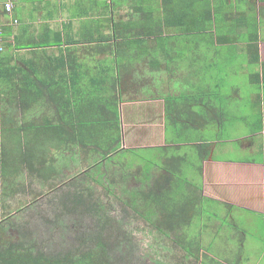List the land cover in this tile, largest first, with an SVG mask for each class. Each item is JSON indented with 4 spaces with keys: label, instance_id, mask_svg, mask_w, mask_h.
I'll return each instance as SVG.
<instances>
[{
    "label": "crops",
    "instance_id": "crops-1",
    "mask_svg": "<svg viewBox=\"0 0 264 264\" xmlns=\"http://www.w3.org/2000/svg\"><path fill=\"white\" fill-rule=\"evenodd\" d=\"M10 1L14 5L12 13L6 14L3 11L6 15L0 16L3 36L7 41H14L15 37H19L23 47L13 54L14 58L20 54L19 63L26 72L36 69L42 75L49 73L62 82L58 84L59 90L69 86V92H85L84 99L87 98V92L94 88L91 85L93 76L99 74L103 81L110 64L115 82L112 85L101 84L99 89L107 93L114 92L119 99L122 147L147 148L180 143L193 157L205 154L200 174L202 195L218 202L224 208L223 215L227 213L228 217L231 212H242L247 222L252 223L253 219L256 220L253 216L264 215V94L260 92L261 99L257 93L251 98L256 107V115L250 122L249 135L239 138V149L245 155L243 158H215L220 139H211L207 134V130L211 129L218 132L217 135L221 134L223 121L229 119L230 122L231 118H236L233 114V102L237 100L234 97L232 100L222 99L227 97L223 93L224 85L221 80L226 74L220 75L222 70L227 69V72L234 66L227 65L223 69L217 59L230 62L238 57L235 54L241 53L248 61L255 54L254 51H248L247 44L254 31L252 26L257 28L258 34L262 35L264 32V0H213L217 13V21L212 29L215 37H207L206 42L197 38L194 47L196 52L200 49L205 52L212 49L216 55L207 60L206 67L194 62L189 70L174 63L176 58L184 55V51L175 52L177 47L173 45L170 46L169 55L161 51L170 45L171 40L182 46L198 37L182 36L185 33L174 28H163V37L166 38L158 40L154 37H117L112 40L116 42V46L112 48L109 42H100L103 40L102 35L110 32L109 18L116 20L119 16L116 21L120 26V15L123 14L120 11L126 9L129 12V2L134 4V0H120L122 2H119L112 13H109V0ZM149 3L155 4L156 8L158 6V3H152L151 0ZM227 20L245 29L243 38L236 41L217 38L218 29L224 28L219 25L224 26ZM237 45L240 46L239 50L225 48ZM258 45L260 63H264V42ZM197 61L201 62L202 59L197 58ZM259 68H253L254 72ZM205 70L210 72L204 75ZM215 76L219 81L214 83ZM261 87L263 90L264 85ZM144 92H147V96H139ZM169 99L173 100L172 107ZM166 104L170 106L168 112ZM95 107L96 105L92 108L82 106L83 112L88 111L87 108L91 109L89 115L74 116L71 121L85 122L87 118H91L93 110L101 116L110 112L104 104L96 109ZM9 108L6 107L8 110ZM136 112L145 118L141 125L144 131L140 133L136 131L137 123H134ZM125 118L129 121L126 129ZM246 118L251 119L249 115ZM233 125H236L234 121L230 123V126ZM158 132L161 133L160 136ZM0 141L11 140L0 132ZM229 141L234 142V139ZM156 171L159 174L166 173L160 169ZM196 173H200L199 166H196Z\"/></svg>",
    "mask_w": 264,
    "mask_h": 264
},
{
    "label": "trees",
    "instance_id": "trees-1",
    "mask_svg": "<svg viewBox=\"0 0 264 264\" xmlns=\"http://www.w3.org/2000/svg\"><path fill=\"white\" fill-rule=\"evenodd\" d=\"M151 1L158 3L157 8L155 4H150L149 0H134V4L129 2L132 10L128 12L126 18H121L120 26L115 18H109L110 32L102 35L103 40L100 42H109L112 48L116 46V42L112 40L117 37L126 39L154 37L158 40V38H166L163 37L165 27L182 31L186 37L196 36V34L206 35L209 39L215 37L212 29L217 21L215 18L217 13L213 0ZM119 2L122 1L109 0L110 13L115 12ZM252 27L254 33L250 34L251 39L249 38L247 49L249 52L254 51L255 54L248 61L253 64L254 69L260 68L251 74L250 82L260 91L261 86L264 85V63H260L258 37H256L258 31L255 26ZM225 37L218 35L217 38L225 39ZM5 46L8 51L4 54L0 52V102L4 106V111H1L6 117V122L0 127V132L11 141H0V207L8 206L5 204V198L19 188L15 181L23 168L29 165L34 166L38 163L41 168H44L49 162L53 170L52 161L56 160L59 166H62L63 162L58 161V158H61V161L69 158L70 161H77L80 166H84V172H86L84 174L100 183L112 180V173H104L108 172V166H118L122 170L123 184L121 183L120 186L122 185L121 191L125 194V196L122 195L125 197L124 204L133 211L141 213L150 226H156L160 239L164 236L171 237L176 245L185 250V256L196 257V250H200L203 246L201 245L203 228L200 229L202 233H187L188 226L195 221L193 206L199 204L202 199L217 205L218 202L202 195L201 183L192 185L188 177L183 176L184 171L181 165L186 160L189 162L190 152L182 151L185 147L180 143L147 148L121 146L122 126L118 111L119 99L114 92L107 93L99 89L101 84L112 85L115 82L116 78L112 77L110 64L103 81L99 74L93 76L91 85L94 88L87 92V98L83 99L85 92L81 94L80 92H69V86L59 90L58 84L62 82L54 79L49 73L42 75L36 69L26 72L21 67L19 58H14L13 54L15 50L23 47L18 36L14 41L8 40ZM170 48L169 45L161 51L169 55ZM258 95L260 96V92ZM100 104H104L110 111L103 114L107 119L93 110L91 118H87L85 122L71 121V117L89 115L91 109L87 108L88 111L83 112L82 106L92 108L95 105L99 107ZM6 107L12 108L8 110ZM169 107L166 104L167 112L170 111ZM141 150L148 151L149 154L142 157ZM120 153H124L125 158H118L117 155L120 156ZM205 156V154L198 156L199 174L202 172L201 163ZM107 158H113L114 162L106 165ZM97 165H103L102 168H106L105 171L94 172ZM135 165L137 168L133 171L134 173L127 171V168ZM156 166L161 172L166 173H160L153 179L150 173L155 170ZM161 176L163 180L157 181V178ZM131 177L139 179V189L132 190L126 187L125 182ZM109 182L108 193L111 194L114 192L112 189L114 184L112 181ZM82 189L92 188L83 187ZM78 193L83 196L82 191ZM103 206L100 201L92 203V209L98 216L100 230L93 233L89 239L85 238L81 249L75 247L56 255L40 249L37 241L25 236L23 238L19 236L14 241L0 237V264H110L109 261L102 259L101 251L97 249L102 245L103 235H106L102 231L106 230L109 224L107 215H101V211L106 214ZM143 208L144 211L141 210ZM20 209L17 208L9 213L0 212V232L9 226L6 221H9ZM158 213L172 218L168 220V225H171L169 230L178 229V232L183 233H175V236H171L170 231L164 229V222H155L151 218ZM199 214L201 217L202 209ZM215 215L218 214L215 212ZM210 224L211 221L205 220L204 232ZM224 225L221 223L218 229ZM220 232L221 229L218 233ZM21 233L30 232L22 231ZM87 240L89 242L92 240L93 248L85 246L89 244ZM210 244L212 245L213 242ZM162 254L160 253V256ZM160 260L162 262L160 264L166 262L164 254L163 259Z\"/></svg>",
    "mask_w": 264,
    "mask_h": 264
},
{
    "label": "rangeland",
    "instance_id": "rangeland-1",
    "mask_svg": "<svg viewBox=\"0 0 264 264\" xmlns=\"http://www.w3.org/2000/svg\"><path fill=\"white\" fill-rule=\"evenodd\" d=\"M4 1L6 0H0V16L6 15L3 13L1 6ZM103 9L106 10V8ZM121 12L123 13L120 15L121 18L126 17L128 14L126 9L121 10ZM221 16L225 18V16ZM219 26L224 28L218 29L217 36H226L225 39L232 41L239 40V38L244 36L245 29L237 27L229 20L226 21L224 26L222 24ZM184 36L186 37V35ZM196 36L198 37L193 38L192 42L189 41V43L182 46L178 45L177 42L170 41V46L177 47L175 52L184 51L182 57L176 58L175 65H181L189 70L194 66V62H198L206 67L208 65L207 60L216 55V52L212 51V49L207 52L204 49H200L199 52H196V47H194L196 39H202L203 42L207 41L206 35ZM256 37H258V44L262 41L264 42V32ZM3 38L0 41V47H3L0 52L4 54L8 49L5 46L6 37L3 36ZM225 48H238L239 50L240 46ZM235 55H238V57L230 62L222 61V58L217 59L223 69L227 65L234 66L227 72V69L220 72V75L222 73L226 74L221 80L224 85L223 93L227 94V97L222 99L232 100L231 98L234 97L237 101L233 102L234 110L232 109L236 118H231L230 122L229 119L223 121L224 126L222 125L221 127V134L217 135L218 132L212 129L207 130V134L211 139H220L215 150V158L241 159L245 156L239 149L241 148L239 138L249 135L250 122L256 115V107L251 102V98L258 92L264 94V89L259 91L250 82V76L254 72L253 64L246 60L244 54L238 53ZM19 56L20 54L17 57L19 58ZM197 58L202 59V61H197ZM208 72L210 71L205 70L204 75L208 74ZM208 79L211 81L210 77ZM213 80L214 83L219 81L217 76ZM139 96H147V92ZM1 104L2 102H0V122L4 126L6 117L1 111L4 108ZM169 105L173 106L172 99H169ZM247 115L251 117L250 120L246 118ZM144 119L139 113L135 116L134 123H137V133L144 131L141 126L144 124L142 122ZM232 121L236 125L230 126ZM124 122L126 129L129 121L125 118ZM227 123L229 124L227 125ZM158 135L160 136L161 133L158 132ZM229 139H234V142L229 141ZM125 146L130 145L125 144ZM182 151L186 152V148ZM141 154L144 157L149 152L141 150ZM117 157L125 158V154L120 153V156L117 155ZM189 157V162L186 160L181 165V169L184 171L183 176H187L191 184L195 185L201 182L200 174L196 173V166L199 164L198 158L190 154ZM133 159L135 158L133 157ZM58 161L63 162L62 166H59L56 160L52 161V165L54 164L53 170L49 162L45 164L44 168H41L38 163L34 166L29 165V167L23 168L22 173L15 181L19 188L5 198V204L8 206L5 208L0 207V212L9 213V211H15L17 208L21 209L16 213L12 212L15 214L11 217V222H9L10 220L6 221L9 226L0 232V237L14 241L19 236L22 238L25 236L30 240L37 241L40 249L56 255L75 247H80L78 249H81L84 246V239H89L93 233H97V230H100L98 227V216L92 209V203L100 201L104 205V211L106 210V214L101 211V215H107L109 224L106 230L102 228L105 231L101 230L106 235H103L101 239L103 246L101 245L97 249L101 251L102 259L109 261L110 264H160L162 263L160 259H163V254L166 261L163 264H264V215L253 216L256 220L253 219L252 223H248L244 213L231 212L228 217L227 213L223 215L222 210L224 208L222 206L213 202H205V199H202L199 204L193 206L195 221L191 226H188L187 233H202L200 229L203 228L201 235V245L203 244V246L200 250H196V257L185 256V250L176 245L173 238L164 236L160 239L156 226H150L141 213L133 211L124 204L125 194L121 191L122 185L120 186L121 183L123 184L121 178L122 170L118 166H108V172L104 173H112V180L100 183L84 174L86 173L84 172L85 167L82 165L81 167L77 161L72 162L69 158L62 161L61 158H58ZM112 162H114L113 158L105 160L106 165H111ZM102 166L97 165L93 171H105L106 168H102ZM136 168L137 166L135 165L127 168V171L134 173L133 171H136ZM158 169L159 167H156L155 171L150 173L151 178L155 179L157 177L159 173L156 170ZM161 179L163 180L162 176L157 178V181ZM109 181L114 184L112 187L114 192L111 194L108 193ZM125 185L128 189H139L140 181L131 177L125 182ZM83 187L92 189L86 190L82 189ZM155 188L157 187L155 186ZM80 191H82L81 194L83 196L78 193ZM201 209L203 214L200 217L199 211ZM141 210L144 211V208ZM215 212L218 215H215ZM151 218L155 222H164V229L169 230L171 225H168V220L172 219L170 216H162L158 213ZM187 218H189L188 215ZM205 220L211 221V224L204 232ZM219 222L225 224V227H220V233H218L220 230L218 227L221 224ZM245 229L247 232H245ZM177 230H169L172 234L171 236H175V233H183ZM22 231L30 233H21ZM230 235L232 236L230 237ZM210 242H213V244L211 245ZM88 243L85 246H89L90 249L94 247L92 240L91 242L88 241ZM160 253H163L162 256H160Z\"/></svg>",
    "mask_w": 264,
    "mask_h": 264
},
{
    "label": "built area",
    "instance_id": "built-area-1",
    "mask_svg": "<svg viewBox=\"0 0 264 264\" xmlns=\"http://www.w3.org/2000/svg\"><path fill=\"white\" fill-rule=\"evenodd\" d=\"M1 6H2L4 13L6 14L12 13L13 8H14L13 2L10 0L4 1ZM3 33L4 31H3L2 23L0 22V41L3 40ZM0 49L2 50L3 47H0Z\"/></svg>",
    "mask_w": 264,
    "mask_h": 264
}]
</instances>
